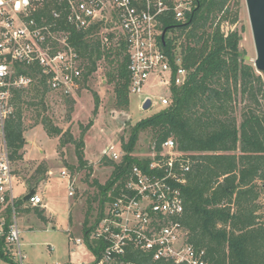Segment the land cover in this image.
I'll use <instances>...</instances> for the list:
<instances>
[{"label":"trees","instance_id":"obj_1","mask_svg":"<svg viewBox=\"0 0 264 264\" xmlns=\"http://www.w3.org/2000/svg\"><path fill=\"white\" fill-rule=\"evenodd\" d=\"M235 6L237 3L231 4V0H200L187 23L166 22L169 30L176 27L179 30L177 36L167 39L165 49L169 53L183 38L182 66L188 72L186 82L171 86V105L141 118L131 127L129 136L122 137L125 154L121 162L102 156L101 161L112 165L113 170L105 183L93 181L101 196L96 221L103 214L105 202L112 200L107 196L108 191L134 164L146 162L134 154L140 134H150L157 149L172 138L179 150L196 161L182 186L184 213L181 222L187 231V241L197 248H205L209 259L216 264H264V222L258 205V181L264 180V76L256 71L254 62L243 58L244 28L241 31L222 28L224 23L235 25L238 22L239 10ZM72 42L85 62L81 86L88 82L99 64L105 63L108 66L105 77L113 85L115 106L128 108L131 73L129 55L123 47L113 52L103 50L99 38L76 32ZM18 69L31 72L39 80L15 92V111L5 124L6 142L13 162L24 157L25 108L41 105L42 110H46L45 97L49 92L38 69ZM239 96L243 104L238 115ZM63 99L69 105L70 118L75 101L71 97ZM94 100L96 116L100 106L97 93H94ZM37 117L49 136L59 137L61 148L68 143L74 145L78 169L88 168L91 172L84 136L94 124V117L87 124H81L78 137L70 129L64 131L55 125L48 115L38 112ZM47 171L46 165H38L27 179L30 190L46 179ZM25 203L24 197L19 196L13 205L19 211ZM13 205L8 203L1 213L5 235L0 237V259L6 262H13L6 246ZM35 210L46 220L43 209L35 207ZM91 229L86 223V237ZM88 244L96 256V264L104 244L102 241ZM131 257L138 264H172L152 260L142 251L132 252Z\"/></svg>","mask_w":264,"mask_h":264},{"label":"built area","instance_id":"obj_2","mask_svg":"<svg viewBox=\"0 0 264 264\" xmlns=\"http://www.w3.org/2000/svg\"><path fill=\"white\" fill-rule=\"evenodd\" d=\"M200 0H0V204L13 205L14 174L5 134L6 121L15 111V92L38 82L33 74L18 68L39 70L48 91L71 97L81 87L84 58L72 42L73 33L99 38L102 49H124L129 55L131 81L129 93H144L151 77L169 88L160 96L171 105V86L186 82L187 69L182 66V46L169 53L167 39L177 36V27L169 30L166 22L187 23ZM223 28V25H222ZM100 65V64H99ZM151 97L146 93L143 101ZM125 151L111 144L104 155L119 163ZM134 164L108 191L103 214L96 218L88 237L102 241L104 248L96 264H138L131 253L142 251L152 260L172 264H216L205 248L187 241L182 225L186 184L195 160L178 149L168 138L157 149ZM68 194L75 193V176L63 169ZM40 206L43 198L35 192L25 203ZM13 205V218L6 233L8 264H26L22 250L21 229ZM5 220H0V237L5 235ZM76 244L82 238L74 239Z\"/></svg>","mask_w":264,"mask_h":264},{"label":"rangeland","instance_id":"obj_3","mask_svg":"<svg viewBox=\"0 0 264 264\" xmlns=\"http://www.w3.org/2000/svg\"><path fill=\"white\" fill-rule=\"evenodd\" d=\"M236 3L235 7L239 10L238 22L235 25L224 23L223 29L237 28L241 31L244 28L241 51L255 59L256 49L246 0H231V4ZM182 40L183 38L179 39V43ZM248 62L253 63V61ZM107 68L105 63H101L88 82L71 96L75 103L70 118L69 105L63 97L51 92H48L45 97L46 110H42L41 105L25 108L26 133L24 136H27L28 140L26 155L29 158L47 156L49 160L46 158L32 160L23 157V160L12 163L13 173H15L18 182V184L14 183L15 196H23L29 191L28 188L24 189L20 185L30 184L27 179L34 173L38 165H46L49 171L46 176H53L41 192L52 213L51 220L47 219L44 222L33 206H29L28 211L17 213L26 264H94L96 256L88 244L92 240L90 237H86L83 230L86 223L88 226L93 224L98 213L101 196L93 181L97 179L99 182L105 183L113 170L112 165L101 161L105 149L111 144L120 148L122 137L126 139L129 136L131 127L138 120L165 108L160 101V96H168L170 90L167 86L157 84L156 75L151 77L144 90V93H147L152 101V105L148 109H144L141 103L145 97L144 93L131 94L128 108L116 107L113 85L109 84L105 77ZM260 74L264 76L263 73ZM94 93H97L100 98L96 116L93 113L95 108ZM241 100L239 96L238 104H236V106L238 105V115L243 104L240 103ZM38 112H41V115H48L54 124L62 127L64 131L70 129L76 137L81 133V124H87L94 117V124L84 136L86 158L92 165L91 172L88 168L78 169L74 145L68 143L61 148L59 137L49 136L43 124L40 123V119H37L39 118L37 117ZM153 144L154 140L150 134L141 133L134 154L139 157L147 155ZM62 168L68 169L75 176L76 186L72 197L68 195L67 179L62 178L59 174ZM258 184L260 186L259 213L264 222V186L262 187L264 180H259ZM78 237L83 239L82 244L74 242V239ZM0 264L8 263L0 260Z\"/></svg>","mask_w":264,"mask_h":264},{"label":"water","instance_id":"obj_4","mask_svg":"<svg viewBox=\"0 0 264 264\" xmlns=\"http://www.w3.org/2000/svg\"><path fill=\"white\" fill-rule=\"evenodd\" d=\"M250 25L252 29L256 58L244 54L243 58L246 61H253L256 70L264 74V0H246ZM152 105L151 99H146L143 108L148 109ZM36 192V189H31L25 196L27 201Z\"/></svg>","mask_w":264,"mask_h":264},{"label":"crops","instance_id":"obj_5","mask_svg":"<svg viewBox=\"0 0 264 264\" xmlns=\"http://www.w3.org/2000/svg\"><path fill=\"white\" fill-rule=\"evenodd\" d=\"M145 94L146 93H144L143 95L145 96ZM25 133L26 132H24V135H25ZM25 139H26V143H28V140H27V136H25ZM26 152H27V144H25V146H24V158L25 159H32V160H39V159H44V158H46L47 160H49L48 158H47V156H40V157H34V158H29L27 155H26ZM57 152H58V149H57ZM63 169H66V168H62L61 170H60V172H59V174L61 175V171L63 170ZM47 173L49 174V171H47ZM14 174V179H15V182H17V178H16V175H15V173H13ZM61 177H62V175H61ZM53 178V176H46V179H44V180H42L40 183H39V185L37 186V188H35L36 189V192L39 194V195H41V197L43 198V204L42 205H40V206H33L34 208L35 207H40L41 209H43V215L46 217V220L45 219H42L44 222H46L47 221V219H48V221H49V219L52 217V213L50 212V210L48 209V202H47V200L45 199V197L43 196V194L41 193V192H43V190H44V187H45V185L47 184V183H49L50 182V180ZM62 178H64V177H62ZM64 179H66V178H64ZM17 184H18V182H17ZM20 186H23L24 187V189L25 188H28L29 189V191H30V188L28 187V185L27 184H22V185H20ZM28 191V192H29ZM27 192V193H28ZM26 193V194H27ZM26 194H24L23 195V197L26 195ZM69 195V194H68ZM70 196V195H69ZM70 197H72V196H70ZM0 211H1V209H2V211H1V213L3 212V210H4V208H5V205H1L0 204ZM29 206H27L26 204H23L22 206H21V208H20V210L18 211V214L19 213H21V211L23 212V211H28L29 210ZM4 217H1V219H3ZM0 219V220H1ZM51 220V219H50ZM89 226H90V224H89ZM82 227H83V222H82ZM83 232H85L84 230H83ZM78 238H81V237H78ZM83 243V242H82ZM82 243H80V244H82ZM0 260H2V259H0Z\"/></svg>","mask_w":264,"mask_h":264}]
</instances>
